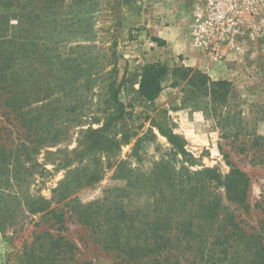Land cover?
<instances>
[{
    "label": "rangeland",
    "instance_id": "rangeland-1",
    "mask_svg": "<svg viewBox=\"0 0 264 264\" xmlns=\"http://www.w3.org/2000/svg\"><path fill=\"white\" fill-rule=\"evenodd\" d=\"M202 1L16 0L11 11L0 4V88H10L15 76L20 113L19 119L11 115L7 120L0 102V146L9 150L0 156V264H24L25 247L50 224L32 208L38 198L57 202L54 191L65 181L74 184L102 171L99 182L70 197L89 204L124 188L127 168L149 174L169 147L153 127L155 119L183 135L205 167L225 175L229 156L251 181L250 209H239L238 219L256 228L264 224V210L258 207L264 167L251 161L250 149L254 137H264V0H243L251 5L249 30L219 59L190 40L194 9ZM152 64L167 66L168 75L160 97L147 102L139 95V82L143 68ZM179 67L227 82L226 98L214 103L207 96L194 98V89L184 82L174 86L171 73ZM117 89L126 115L110 135L132 130L142 136L150 129L157 135L145 144L140 164L130 157L135 139L113 154L74 153L85 130L109 119ZM121 160L127 162L123 170L117 166ZM69 214L63 235L78 246L80 264H124L94 243Z\"/></svg>",
    "mask_w": 264,
    "mask_h": 264
},
{
    "label": "trees",
    "instance_id": "trees-1",
    "mask_svg": "<svg viewBox=\"0 0 264 264\" xmlns=\"http://www.w3.org/2000/svg\"><path fill=\"white\" fill-rule=\"evenodd\" d=\"M15 1L0 0V4L11 11ZM12 61L10 57L8 62ZM167 75L165 65L144 67L139 95L147 102L157 100ZM171 75L175 78L174 86L184 82L193 88L194 98L203 95L215 103L220 98L225 99L228 93L227 82L212 81L199 70L179 67ZM14 77H10V88L6 85L0 88V102L6 107L2 116L9 121L11 115H15L14 120L20 116L19 98H16L19 93L13 90ZM118 89L109 119L100 128L85 130L74 153L79 156L93 152L113 154L135 139L130 157L140 164L145 144L156 140L157 135L152 129L142 136L132 130L110 135L113 126L126 115ZM222 89H225L223 95L220 94ZM154 123L153 127L167 139L169 147L149 174L127 168L123 175L127 182L124 188L89 204L70 197L78 188L99 182L102 171L87 173L74 184L69 180L62 183L54 191L59 198L57 202L38 198L34 205L37 208L33 207L32 212L44 213L41 219L50 224L35 237L31 246L25 247L24 264H80L78 246L63 235L67 213H70L69 218H75L86 227L94 243L124 264H264V224L258 228L247 226L236 215L239 209H250L249 177L227 155L229 173L224 175L215 168L205 167L189 150L188 140L183 135L156 119ZM250 149L254 151L251 161L264 167V137H254ZM246 150L244 142L240 151ZM8 151V147L0 146L1 157H6ZM126 165L127 162L121 160L117 166L123 170ZM136 198L144 200L137 205L134 204ZM62 202L65 204L60 208L58 205ZM228 203L237 208L232 209ZM258 207L264 210V190Z\"/></svg>",
    "mask_w": 264,
    "mask_h": 264
},
{
    "label": "built area",
    "instance_id": "built-area-1",
    "mask_svg": "<svg viewBox=\"0 0 264 264\" xmlns=\"http://www.w3.org/2000/svg\"><path fill=\"white\" fill-rule=\"evenodd\" d=\"M251 5L243 0H203L196 4L190 29V40L196 48L214 59L221 58L225 48L235 46L249 24Z\"/></svg>",
    "mask_w": 264,
    "mask_h": 264
},
{
    "label": "crops",
    "instance_id": "crops-1",
    "mask_svg": "<svg viewBox=\"0 0 264 264\" xmlns=\"http://www.w3.org/2000/svg\"><path fill=\"white\" fill-rule=\"evenodd\" d=\"M178 47V46H177Z\"/></svg>",
    "mask_w": 264,
    "mask_h": 264
}]
</instances>
